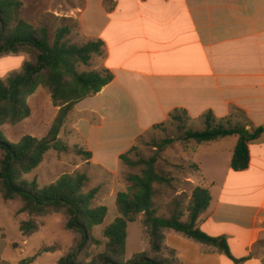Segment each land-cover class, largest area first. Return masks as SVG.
<instances>
[{
  "label": "crops",
  "instance_id": "1",
  "mask_svg": "<svg viewBox=\"0 0 264 264\" xmlns=\"http://www.w3.org/2000/svg\"><path fill=\"white\" fill-rule=\"evenodd\" d=\"M108 2L84 0L74 16L85 41H103L89 68L113 79L76 103L61 130L79 136L92 164L113 171L108 162L117 168L119 154L176 108L190 120L240 112L247 129L263 128L248 142L246 168H231L235 135L187 146L197 166L190 182L211 196L197 226L225 238L230 256L172 229L164 246L177 264H264V0Z\"/></svg>",
  "mask_w": 264,
  "mask_h": 264
},
{
  "label": "trees",
  "instance_id": "2",
  "mask_svg": "<svg viewBox=\"0 0 264 264\" xmlns=\"http://www.w3.org/2000/svg\"><path fill=\"white\" fill-rule=\"evenodd\" d=\"M22 5L21 0H0V55L26 51L31 56L30 60L23 63L20 71L11 73L5 79L0 78V126L5 123L16 124L30 115L27 97L39 86L49 90L57 112L42 137L23 135L11 142L0 130V194L4 200L20 199L22 204L18 212L43 216L49 212L62 211L66 218L64 228L78 232L80 239L56 264H84L76 260L75 256L83 251L87 243L100 244L92 235V229L103 223L107 213L104 205L91 206L98 188L83 192L88 176L79 171L64 173L41 187L35 179L27 181L23 174L36 168L47 151L68 150L59 133L69 112L76 103L99 92L113 79V74L105 68H89L92 57L103 53V41L96 38L83 43L73 42L70 35L78 27L77 19L62 16L61 23L51 32L45 25L35 26L20 18L18 14ZM190 119L182 108H176L169 114V120L175 122ZM200 119L203 129H186L180 139L204 143L237 135L230 165L234 170L246 168L249 163L248 142L255 139L263 128L257 127L250 131L243 124H233L228 117L216 118L209 110ZM162 125L155 124L152 128ZM171 142L172 138H165L154 147L162 150ZM134 149L135 143L119 154L118 159L128 166H142L140 173L126 175L128 189L117 192L115 198L118 216L103 229L106 238L104 249L92 255L87 264H177L172 249V256L164 254V230L167 229L214 246L230 256L225 238L210 236L197 226L199 216L209 206V190L202 186L193 187L184 219L182 211L177 209L169 216L156 215L152 200L155 194L153 183L169 184L172 178L156 168V154L146 159L140 156L133 159L129 155ZM73 151L87 161L91 159L92 153L88 149L74 147ZM140 213H143L141 221L147 236L148 250L134 253L131 258L124 260L127 224L134 222ZM18 227L23 236H29L37 229V223L23 220ZM53 249L51 247L50 250Z\"/></svg>",
  "mask_w": 264,
  "mask_h": 264
},
{
  "label": "rangeland",
  "instance_id": "3",
  "mask_svg": "<svg viewBox=\"0 0 264 264\" xmlns=\"http://www.w3.org/2000/svg\"><path fill=\"white\" fill-rule=\"evenodd\" d=\"M21 1L23 5L18 16L35 26L45 25L51 32L61 23L62 16L77 19L74 16L76 9L84 7V0ZM108 4V0L105 1V6ZM72 13V16L68 15ZM70 36L73 42L83 43L85 41L79 24ZM0 58L3 60L0 61V78L5 79L11 73L20 71L23 63L30 60L31 56L28 52L22 51L18 54L0 55ZM27 103L31 109L27 118L16 124L5 123L0 126L3 136L11 142L17 141L23 135L42 137L46 134L57 112V107L51 102L49 90L43 86H39L27 97ZM231 122L244 125V116L240 112L233 111ZM203 127L201 120H184L183 122L168 120L160 127L150 128L135 141L136 149L129 156L133 159H137L138 156L146 159L156 154V168L172 178L169 184L153 183L155 194L152 200L156 215L169 216L174 209H177L182 211L183 219L186 217V207L191 200L193 189L190 178L195 172V165L187 155L189 141L180 138L186 129L199 130ZM59 137L68 146V150L64 152L54 149L47 151L41 163L29 173L23 174V178L27 181L35 179L41 187L55 181L64 173L71 174L79 171L88 176V181L82 188L83 192L94 187L98 188L91 206L104 205L107 208L103 223L92 229V235L100 241V244L87 243L83 251L75 256L76 260L87 264L92 255L104 249L106 238L103 235V229L118 216L115 198L117 192L128 189L129 182L126 180V175L140 173L142 166H128L119 162L116 168L114 160L111 159L108 163L111 165L109 169L113 171H109L102 166L92 164L91 160L87 161L73 151L74 147L88 149L78 135L69 130H61ZM165 138H172V142L162 150L156 149L154 146ZM237 138L235 135L230 139L237 143ZM1 155L0 151V157ZM21 204L18 198L4 200L0 194V264H29L31 262L33 264H56L61 256L77 245L80 239L79 233L64 228L66 218L62 211L49 212L43 216L29 215L27 212H18ZM142 218L143 213H140L135 217L134 222L127 224L124 260L131 258L134 253L148 250ZM23 220H32L37 223V229L33 234L29 236L21 234L18 226ZM51 247L55 249L50 250ZM170 253L171 249L166 247L164 254L172 256L173 253L172 255Z\"/></svg>",
  "mask_w": 264,
  "mask_h": 264
}]
</instances>
